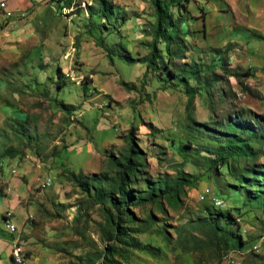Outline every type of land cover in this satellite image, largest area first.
Instances as JSON below:
<instances>
[{
  "label": "rangeland",
  "instance_id": "374dc122",
  "mask_svg": "<svg viewBox=\"0 0 264 264\" xmlns=\"http://www.w3.org/2000/svg\"><path fill=\"white\" fill-rule=\"evenodd\" d=\"M104 1L55 0L30 35L14 22L27 23L26 13L0 14V152L13 154L0 156V194H13L7 177L27 188L20 223L9 209L19 264H221L223 254L264 264V78L242 77L243 90L231 74L246 69L241 45L208 43L207 0L170 6L185 18L181 47L173 42L172 62L159 60L157 70L140 62L152 0ZM194 62L216 67L189 78L201 90L188 110L179 78ZM228 119L253 124L257 141L249 142L252 157L222 164L214 157L227 135L254 139ZM131 148L138 171L112 194L126 206L120 212L106 195L113 159ZM182 172L170 201L158 190Z\"/></svg>",
  "mask_w": 264,
  "mask_h": 264
},
{
  "label": "crops",
  "instance_id": "0c3cea01",
  "mask_svg": "<svg viewBox=\"0 0 264 264\" xmlns=\"http://www.w3.org/2000/svg\"><path fill=\"white\" fill-rule=\"evenodd\" d=\"M57 1L62 3L65 0ZM2 2L4 7L0 14L8 10L14 14L28 15L27 23H23V19L14 21L15 24H23V31H26L27 35L33 34L35 19L43 13L52 15L56 7L55 0H0V3ZM205 11L207 14L202 18L201 25L208 35V43L219 47L226 45L227 42L240 44L245 57L238 64L252 70L256 78H264V0H207ZM2 16L4 18L5 15ZM232 23H235L236 27H233ZM255 30L257 33H254ZM7 180L14 188L13 194H0V264H13L10 259L12 252L8 232L10 230L4 225L5 211L13 210L16 215L15 221L20 223L26 209L20 203L27 194V188L14 178L7 177ZM8 212L12 213L10 210Z\"/></svg>",
  "mask_w": 264,
  "mask_h": 264
},
{
  "label": "trees",
  "instance_id": "16d2710c",
  "mask_svg": "<svg viewBox=\"0 0 264 264\" xmlns=\"http://www.w3.org/2000/svg\"><path fill=\"white\" fill-rule=\"evenodd\" d=\"M68 4L71 3V1H67ZM101 8L105 7L107 4L104 0H101ZM152 4L155 11V20L153 29L150 32L151 40L148 42L147 46L149 48V52L147 55H145L142 59H140V62L145 63L147 70H157L159 68L158 61L161 59H166L167 62H172V56L173 53L171 51V44L173 42H176V44H179V47H181L179 41L177 40V37L182 35L181 29L179 27L180 23H182L185 18H183L181 15H178V17H174V14L172 11H170V6H177L178 9L180 8H186V5L181 2V0H168V2H165L164 0H152ZM178 10V11H179ZM183 39V38H181ZM162 44L164 47H160L159 45ZM214 52L218 53V59L221 61V65L223 68L227 67V61L226 57H222L220 54L221 49L214 48ZM166 53V57H163V55ZM189 64V63H188ZM216 67L215 63H210L209 65H205L204 67L201 66L199 63H193L189 65V69L187 70V75L185 74V71L181 72V77L179 78V81L182 83L184 87V92L187 95V109L190 110V108L194 104V97L197 94L198 91L201 90L200 85H190L189 78H193L195 81H198V79L201 76L202 72H210L212 69ZM237 70V69H236ZM234 71L231 73L233 76L237 78V82L242 86L243 90H250L249 85L246 83H243L241 78H249L253 76V71L250 69H245L239 73L238 71ZM170 76H175L174 70H171L169 72ZM84 91L87 90L86 85L83 86ZM187 117L190 119V115L188 114ZM17 122V121H16ZM227 127H232L234 129L238 128L242 132H247L252 138H242L241 135L231 133L230 135H227L228 138L225 139L224 143L221 145V147L217 150V156L214 157V160L221 161L222 164L225 163L229 156H246V157H252V147L249 144V142L257 141V131L254 129V125L251 124L249 121H244L240 123H235L232 119H228L227 121ZM135 128V127H134ZM132 130V129H131ZM0 156H13L11 149H4L0 152ZM139 156V151L134 150L133 148L130 149V152L128 155L123 156L122 158L113 159L114 164L117 166V173L116 178L110 183V190L107 193L106 197L109 200V203L111 206H115L117 209L120 208V212L125 211V205H122L121 203L123 201L117 200L115 197H113V193H120L122 184L124 183V180L128 178V176H135L138 169H137V163L136 159ZM72 178L75 179V174L71 172ZM184 173H180V176L178 180L173 185H162L164 187L159 188L160 194L166 195V197L172 201L174 197L172 196L173 191H176L177 188L180 186V184L185 179ZM151 194H154L151 192ZM122 198V197H121ZM111 211L109 208V211L106 213L107 220L111 222Z\"/></svg>",
  "mask_w": 264,
  "mask_h": 264
},
{
  "label": "bare ground",
  "instance_id": "6f19581e",
  "mask_svg": "<svg viewBox=\"0 0 264 264\" xmlns=\"http://www.w3.org/2000/svg\"><path fill=\"white\" fill-rule=\"evenodd\" d=\"M4 4L3 2L0 3V11H3ZM4 221H5V225L6 228L10 229L11 231H13L15 229V226L12 223V219H11V213L8 212V222H7V218L6 215L4 217ZM15 252H19V256L21 257V247L19 245H17L16 243L14 244V247L12 249V259L15 263H21V259L16 257V253ZM239 260V259H238ZM229 263H236V259H234L233 257L230 256L229 258ZM237 264H243L241 261L240 263Z\"/></svg>",
  "mask_w": 264,
  "mask_h": 264
},
{
  "label": "built area",
  "instance_id": "2783aa9c",
  "mask_svg": "<svg viewBox=\"0 0 264 264\" xmlns=\"http://www.w3.org/2000/svg\"><path fill=\"white\" fill-rule=\"evenodd\" d=\"M7 12H9V11H7ZM49 180H50V178H49ZM201 196H203V195H201ZM8 211L9 210L5 211L7 222H8ZM15 253H16V257L21 259V261H22V257L19 256V252H15ZM237 263H240V260H238L237 257H236V263H229V256H226L225 254L222 255L221 264H237Z\"/></svg>",
  "mask_w": 264,
  "mask_h": 264
}]
</instances>
